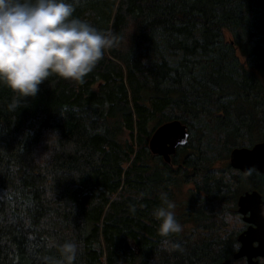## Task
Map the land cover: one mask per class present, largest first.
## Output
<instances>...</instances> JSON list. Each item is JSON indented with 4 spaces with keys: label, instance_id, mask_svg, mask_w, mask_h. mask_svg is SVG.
<instances>
[{
    "label": "trees",
    "instance_id": "16d2710c",
    "mask_svg": "<svg viewBox=\"0 0 264 264\" xmlns=\"http://www.w3.org/2000/svg\"><path fill=\"white\" fill-rule=\"evenodd\" d=\"M73 3L116 43L83 83L0 85V264H69L67 241L71 264H221L245 186L231 151L264 141V0ZM174 119L190 137L166 162L149 140ZM189 183L181 230L162 237L160 193Z\"/></svg>",
    "mask_w": 264,
    "mask_h": 264
},
{
    "label": "clouds",
    "instance_id": "9594fccd",
    "mask_svg": "<svg viewBox=\"0 0 264 264\" xmlns=\"http://www.w3.org/2000/svg\"><path fill=\"white\" fill-rule=\"evenodd\" d=\"M74 10L73 0H0V85L25 98L34 97L51 74L84 82L116 40L74 16ZM160 199L152 215L159 221V234L166 238L179 232L181 225L167 194L161 192ZM223 218L236 228L238 218L227 211ZM61 247L71 264L78 245L67 241ZM174 247L180 249L179 243Z\"/></svg>",
    "mask_w": 264,
    "mask_h": 264
},
{
    "label": "flooded vegetation",
    "instance_id": "af4514ba",
    "mask_svg": "<svg viewBox=\"0 0 264 264\" xmlns=\"http://www.w3.org/2000/svg\"><path fill=\"white\" fill-rule=\"evenodd\" d=\"M255 144L246 147L251 148ZM231 168L238 172L239 176L236 177V180H242L240 174L244 175L245 186L236 199L229 200L227 212L235 215L234 217L238 220L235 229L229 224L228 230L233 244L230 248V256L225 258L221 264L226 261H229V264H264V172L255 167H252L248 172L233 166ZM232 190L234 191L235 188ZM247 192H257L259 196H257V202L253 201L252 205L248 203L245 212H241L239 198ZM201 197H205V194H202Z\"/></svg>",
    "mask_w": 264,
    "mask_h": 264
},
{
    "label": "water",
    "instance_id": "95a60500",
    "mask_svg": "<svg viewBox=\"0 0 264 264\" xmlns=\"http://www.w3.org/2000/svg\"><path fill=\"white\" fill-rule=\"evenodd\" d=\"M189 133L186 124L179 119L168 121L159 126L149 140V148L152 153L160 155L166 162L171 161V156L177 149L187 145ZM231 166L248 172L252 167L264 172V141L256 143L253 147H238L232 150L230 155ZM257 192L242 195L239 198L241 212H245L247 204L257 202ZM224 264H229L226 261Z\"/></svg>",
    "mask_w": 264,
    "mask_h": 264
},
{
    "label": "rangeland",
    "instance_id": "374dc122",
    "mask_svg": "<svg viewBox=\"0 0 264 264\" xmlns=\"http://www.w3.org/2000/svg\"><path fill=\"white\" fill-rule=\"evenodd\" d=\"M224 37L226 41H229L231 39V33L228 30H224ZM193 189V184L189 183L188 185L183 187V191L180 195L174 200L175 208L173 209L174 213L181 215L183 213V207L182 205H185L187 203L189 195L187 194V190ZM232 216H235L232 214ZM230 223H227V227L229 228ZM189 229V228H188ZM187 229V232L189 231ZM189 233V232H188Z\"/></svg>",
    "mask_w": 264,
    "mask_h": 264
},
{
    "label": "bare ground",
    "instance_id": "6f19581e",
    "mask_svg": "<svg viewBox=\"0 0 264 264\" xmlns=\"http://www.w3.org/2000/svg\"><path fill=\"white\" fill-rule=\"evenodd\" d=\"M165 123H166V122H165ZM163 124H164V123H163ZM161 125H162V124H161ZM161 125H159V126H161ZM159 126H157V127L155 128V130H156ZM186 126H187V130H188L189 137H190V132H189V129H188V125H186ZM155 130H154V131H155ZM154 131H153V132H154ZM188 142H189V140H188ZM187 144H188V143H187ZM153 154H154V153H153ZM155 155H156V154H155ZM159 156H160V155H159Z\"/></svg>",
    "mask_w": 264,
    "mask_h": 264
}]
</instances>
